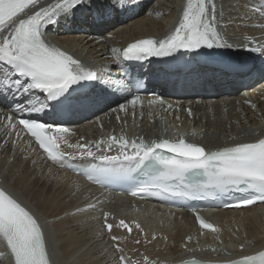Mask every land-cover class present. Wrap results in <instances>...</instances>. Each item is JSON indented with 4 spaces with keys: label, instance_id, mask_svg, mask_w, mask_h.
I'll list each match as a JSON object with an SVG mask.
<instances>
[{
    "label": "snow or ice",
    "instance_id": "6c2138e0",
    "mask_svg": "<svg viewBox=\"0 0 264 264\" xmlns=\"http://www.w3.org/2000/svg\"><path fill=\"white\" fill-rule=\"evenodd\" d=\"M89 3L90 0H52L47 6L38 7L25 16L26 10L37 5L38 0H0V65L4 66L0 69V76L3 77L0 87L4 90L0 95L6 99V94L11 92L13 97L24 98L33 90L44 94L43 102L27 99L24 105L17 104L18 111L43 112L49 106V101L55 102L53 108L63 106L74 91V86L97 79L96 74L80 60L47 43L43 33L46 25L57 24L61 16L71 15L78 6ZM214 46H225L220 43L215 27L214 0H186L177 24L169 34L163 38L138 39L122 51L113 48L112 52L124 59H145L168 56L179 49L193 51ZM248 50L258 52L264 51V48L252 47ZM138 100L139 97H133L128 103L136 104ZM119 108L124 110L125 105L121 104ZM7 120L11 123L12 117L8 116ZM18 123L35 138L47 157L62 167L72 168L70 161L76 156L99 161V164H91L85 172L90 180L95 181L97 174L131 177L133 173L143 171L147 178L130 189L134 197L187 195L178 190V186L172 185L177 181L183 184L189 175H202L205 179L200 187L205 190L244 192L235 202V207L264 202V136L251 142L234 143L207 151L200 144L186 141L183 135L175 139H153L151 142H146L142 137L138 141H129L124 136L117 138L112 135L106 141H95V148L100 150L106 144V153L112 145H118V154L97 155L90 146L91 142L69 144L68 147L78 150L75 153L61 151L59 142L67 143L63 135L69 131L67 128L34 119L22 118ZM108 215L104 213V227L111 231L113 225L107 223ZM196 220L202 229L218 231L199 215ZM119 226L129 233L132 231L123 219L119 221ZM135 227L140 228V225L136 223ZM111 239L115 241L118 237L112 236ZM0 242L10 251L14 264H51L40 223L3 188H0ZM239 247L243 249L244 245ZM120 260L121 264H127L125 257L121 256ZM144 260L147 262L148 257L145 256ZM184 264L200 262L193 259ZM224 264H264V250L242 255Z\"/></svg>",
    "mask_w": 264,
    "mask_h": 264
},
{
    "label": "bare ground",
    "instance_id": "6f19581e",
    "mask_svg": "<svg viewBox=\"0 0 264 264\" xmlns=\"http://www.w3.org/2000/svg\"><path fill=\"white\" fill-rule=\"evenodd\" d=\"M50 2L52 0H38V4L29 9L34 10L47 6ZM99 2L104 3L105 0H99ZM99 2L90 0L89 4L78 6L76 9L96 7L100 4ZM156 2L162 13L158 15L152 11L150 14L145 10L123 25L122 29L104 34V42L98 43L88 34L82 35L78 31L74 32V35L79 34L78 37L53 35L47 36V41L80 60L88 68L91 66L88 62H98L96 56L99 52H103V43L107 54L113 55V48L117 49L119 45H124L129 40L143 37L163 38L174 30L176 25L171 24L179 20L182 9L177 12L179 15L172 11L176 10L177 5L183 8L186 0H157ZM263 2L264 0H258L250 3L249 8H246L244 1L231 4L228 0H214L217 34H222L230 40L233 38L235 40L233 48L236 50L245 47L246 37L253 38L256 42L260 41L264 38ZM143 7V4L138 2L135 9L143 10ZM73 19L85 20L90 17L89 14L84 18L75 15ZM101 21V26L105 25L107 28L108 22ZM224 21H232V23L226 25ZM253 24L258 27H252ZM84 26L88 27V23H84ZM47 28L46 25L43 33ZM128 29L130 30L127 31L129 36L125 34ZM220 43L225 45L221 41ZM217 48L224 52L222 47ZM207 78L210 87L217 90L214 98L197 96L181 100L183 108L189 106L191 111L199 115L193 118V122L198 126L199 132H204V143L213 147L237 138L252 137L256 131L264 132L263 68L239 76H219L204 69L201 72L197 71L191 83L197 81L195 86L198 87L200 81L207 80ZM188 84L189 82L182 83L183 86ZM204 90L205 88L200 89V91ZM240 91L242 93H239ZM134 113L135 111H129L121 117H116L112 112L107 111L99 116L103 127L95 130L94 137L92 136L94 129L88 130L89 126H93L94 121H88L82 127L70 128L67 133L63 134L67 143H61L64 149L71 153L76 149L68 147L69 144L91 142L90 146L92 149L95 148V141L105 135V130L117 138L124 136L138 141L142 137L146 142L156 137L170 138L174 135V132L169 131L167 124L161 122L162 117L165 121L170 119V114H160L158 117L159 115L154 113L153 121H148L143 117L139 122V119H132ZM177 114L185 119L183 112ZM187 121L188 119L184 122L186 127L184 135L198 138L197 132L188 128ZM157 122H160V125ZM141 125L143 129H139ZM7 136V128L0 124V175L3 183L12 190L17 200L25 203L29 208L34 206L39 217L43 215L47 218H62L52 223L50 228L49 247L55 264H114L121 256L137 257L141 261H145L146 256L148 257L146 264H163L171 260L172 256L185 252L184 245L187 236L192 235L198 238L186 213L175 211L172 214L157 210L151 212L150 208H146L144 214L150 218V222L145 227L148 235L144 241L139 245H134L133 241L138 237L136 235L126 236L123 241L120 240L117 243V246L121 247V250H117L110 243L108 245L105 238L95 231L94 218L99 206L82 209L89 200L97 201L101 198L85 197L87 190L75 195L76 190L73 188V183H80L77 177L63 176V174L54 173L49 167H43L41 162L35 160V157L25 150L24 142L19 141L12 148ZM81 198L84 199L81 204L71 206L72 200H81ZM117 203L118 199L115 197L108 202V206L116 209L114 206ZM126 204L129 206L128 202ZM78 209L80 211H74ZM123 213L126 212L123 211ZM215 219L224 231V237L230 238L226 245L231 247V242H235L238 246L245 245L248 250L264 246V208L219 211L215 214ZM231 231L234 233L232 234ZM201 245L200 243L194 244V246ZM216 245L220 246V243L217 242ZM234 251L231 248L229 253ZM0 258V264H7L8 256L5 252H0Z\"/></svg>",
    "mask_w": 264,
    "mask_h": 264
},
{
    "label": "rangeland",
    "instance_id": "374dc122",
    "mask_svg": "<svg viewBox=\"0 0 264 264\" xmlns=\"http://www.w3.org/2000/svg\"><path fill=\"white\" fill-rule=\"evenodd\" d=\"M159 7H160V6H157L158 9H160ZM160 13H162V12H160ZM160 13H157V14H160ZM163 15H165V14H163ZM127 31H130V30L128 29V30L125 31V34H126L127 36H129V34L127 33Z\"/></svg>",
    "mask_w": 264,
    "mask_h": 264
}]
</instances>
